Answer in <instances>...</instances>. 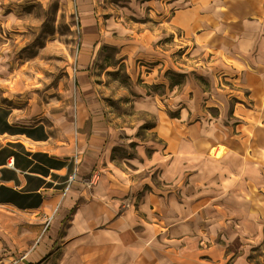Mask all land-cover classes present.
Wrapping results in <instances>:
<instances>
[{
	"label": "crops",
	"instance_id": "obj_1",
	"mask_svg": "<svg viewBox=\"0 0 264 264\" xmlns=\"http://www.w3.org/2000/svg\"><path fill=\"white\" fill-rule=\"evenodd\" d=\"M209 8V51L229 59L223 75L248 92L234 97L235 128L179 104L169 130L167 81L152 70L129 104L153 119L155 141L138 137L145 120L126 124L102 96H85L75 138L68 114L0 102V211L29 217L33 231L12 264H251L248 248L264 251V0ZM155 52L165 67L167 47ZM132 144L133 158L115 160Z\"/></svg>",
	"mask_w": 264,
	"mask_h": 264
},
{
	"label": "rangeland",
	"instance_id": "obj_2",
	"mask_svg": "<svg viewBox=\"0 0 264 264\" xmlns=\"http://www.w3.org/2000/svg\"><path fill=\"white\" fill-rule=\"evenodd\" d=\"M209 2L0 0V102L19 110L28 106L30 111L32 106L39 111L46 109L60 121L68 114L75 138L79 128L73 116L85 96L88 103L102 96L109 110L120 113L126 124L145 120L138 137L155 141L153 119L135 114L129 104L135 95L134 85L146 87L147 73L152 70V80L161 73L162 81H167L169 130L174 128L171 112L179 104L193 110L200 120H206L210 114L221 117V124L235 128L238 122H233L232 116L237 100L234 97L248 92L242 89L241 93L239 86H232V80L223 75V63L229 59L209 51L207 23L214 19ZM217 12L224 16V8ZM164 46L169 58L166 66L163 63L159 68V55L155 51L163 50ZM223 83L227 89L218 91ZM151 87L165 94L164 88ZM224 94L231 97L229 106ZM176 95L179 99H175ZM262 111L263 131L258 143L263 141L264 163V106ZM134 147L132 144L117 150L115 160L133 158ZM212 148L210 157L221 155L219 145ZM156 178L158 172L154 170L149 178L152 187ZM32 235L29 217L0 211V264H12ZM247 255L249 262L253 259L251 264L264 263L259 257L264 255L260 248H248Z\"/></svg>",
	"mask_w": 264,
	"mask_h": 264
},
{
	"label": "built area",
	"instance_id": "obj_3",
	"mask_svg": "<svg viewBox=\"0 0 264 264\" xmlns=\"http://www.w3.org/2000/svg\"><path fill=\"white\" fill-rule=\"evenodd\" d=\"M212 150H214V147L212 148ZM72 180V177H70V181Z\"/></svg>",
	"mask_w": 264,
	"mask_h": 264
}]
</instances>
